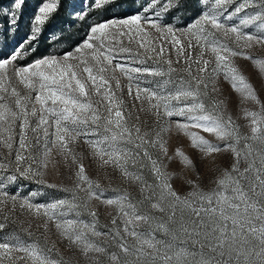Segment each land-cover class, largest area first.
I'll return each instance as SVG.
<instances>
[{"label":"snow or ice","instance_id":"obj_1","mask_svg":"<svg viewBox=\"0 0 264 264\" xmlns=\"http://www.w3.org/2000/svg\"><path fill=\"white\" fill-rule=\"evenodd\" d=\"M124 3L125 0H94L93 7H123ZM134 3L135 0H131V4ZM199 3L200 15L183 29L163 23V16L172 9H183L185 0H165L159 9L160 0H147L130 15L90 25L83 42L62 57L47 55L24 66L15 63L22 52L29 50L25 44L34 51L32 42L38 39L41 31L36 27L12 53L0 58V143L9 150V155L13 148L12 126L20 121L15 159L0 155V205L8 200L15 205L19 199L21 210L37 217L42 215L45 228L48 222H53L60 235L80 247L85 256L101 254L105 264H264V104L232 59L244 56L264 73V58L254 59L243 51L253 45H264V0H240L239 3L236 0H199ZM232 3L236 6L228 12ZM24 5L25 0H12L8 8L0 6V38L4 47L8 46L9 33L18 31ZM55 8V3H42L34 17L35 24L43 25ZM248 9L255 11L249 13ZM229 21L236 22L229 24ZM247 28L253 31L246 32ZM149 29L171 37L170 43L178 55L177 63L187 51L184 59L186 77L181 75L178 82H173L171 74L178 70L172 67L171 59H163V47L159 52L151 47L152 31ZM178 31L190 37L187 48L176 35ZM125 36L129 44L135 40L138 49H143L145 54L155 53V57L148 59L160 66L142 68L119 62L117 58L121 54H129L127 60L142 55L138 50L134 52L131 47L124 46L119 37ZM230 37L239 50L229 46L227 40ZM63 39L59 38V42ZM193 48L200 49L195 57ZM205 50L214 55V66L210 67L211 62L203 58ZM114 61L117 62L114 64ZM132 62L143 64L146 61ZM117 70L129 81V95L135 87V99L147 101L149 111L158 122L167 119L169 128L175 123L190 136L193 147L206 156L232 152L234 163L215 180V187L205 190L190 180L191 190L186 194L173 188V176L150 151L159 146L166 154L165 141L160 132L149 138L148 133L141 134L139 126L129 124L131 113L125 115L124 102L110 84V80H115L116 88L120 87L115 76ZM145 74L167 79L151 87L143 86L151 83L143 80ZM221 75L245 99L261 104L260 112H246L251 117V136L242 135L231 117H225L221 107L223 101L209 97V85L213 92L217 91L215 82ZM14 81L27 90L25 94L17 90ZM169 84H174L171 90ZM33 92L36 93L34 99ZM93 94L101 95L104 103L93 101ZM38 112L40 115L33 125L30 118L36 117ZM173 117L182 118L183 122L172 121ZM50 128L53 129L51 133ZM193 128L214 134L225 141L223 147L189 131ZM100 129L105 135L98 136ZM29 130L35 136L36 146L40 145L39 133H43L44 145L39 155L30 150L33 144L27 137ZM5 132L8 135L3 138ZM81 135L98 136L95 140H86L93 154L103 164L114 166L122 176L139 184L142 199L133 200L125 189L102 188L86 174L82 162L75 172V186L58 189L69 193V197L33 203L29 197L18 198L4 191L18 178L56 189L57 185L43 178L52 151L49 144L58 146L75 163L78 157L69 145ZM257 141L261 147L254 148L252 142ZM177 155L186 166L195 169L185 153L177 150ZM9 171L11 174L6 175ZM108 191L114 195L105 198ZM81 192L86 196H81ZM37 195L39 192L30 193L31 197ZM93 199L117 208L112 227L102 226L107 231L99 230L98 215L89 207ZM145 204L162 215L157 217L145 210ZM85 215L89 219H82ZM7 219L5 216L4 220ZM141 224L147 226L144 231L140 230ZM5 227L6 223L0 222V230ZM99 237L107 239L98 243L95 238ZM52 252V247L41 246L38 241L22 243L8 238L0 242V261L26 257L31 264H65L54 258ZM14 253L25 256L14 257ZM92 259L99 264L96 257Z\"/></svg>","mask_w":264,"mask_h":264},{"label":"rangeland","instance_id":"obj_2","mask_svg":"<svg viewBox=\"0 0 264 264\" xmlns=\"http://www.w3.org/2000/svg\"><path fill=\"white\" fill-rule=\"evenodd\" d=\"M55 3L56 8L49 14L48 19L43 25H37L34 22V17L38 14V7L44 3ZM94 0H25V5L22 9V15L18 22V31L16 33H9L8 46L4 47L2 38H0V58L7 57L12 53L13 49L19 45L24 39L32 34V31L36 27H40L41 31L38 34V39L32 44L34 45V51L31 50L29 44H25L24 47L29 49L28 51L22 52L21 58L15 63L18 66H24L31 63L36 58H41L47 55H55L62 57L66 52L74 51V48L83 42L89 33V26L95 25L96 23L104 22L113 17H123L125 15L132 14V11H136L139 7L147 0H135L134 4H131V0H125L123 7H113L111 5L102 8L93 7ZM240 0H236L239 3ZM12 3V0H0V6L8 8ZM165 3V0H160V4L157 5V9ZM236 3H232L228 6V12H231ZM186 6L177 11L172 9L165 13L163 16V23L170 24L176 29L186 28L193 20L200 15L201 5L199 0H185ZM131 6V10H130ZM249 13L255 11V9H248ZM83 13V16H81ZM227 14V13H226ZM240 15H243L241 13ZM238 20V17L236 18ZM236 21H229L228 23H234ZM2 23V22H0ZM152 31L151 47H155L159 52L160 47L164 48L163 59H171L173 61L172 67L178 71L171 74L173 82H178L179 76L183 75L186 77L184 71L185 64L184 59L187 56V51L184 57H179L180 63H177L178 55L177 51L170 43V36H163L160 33ZM246 32L253 31L252 28L245 29ZM176 35L180 38L185 48L190 37L182 35L179 31ZM63 37V42H59V38ZM124 41V46L131 47L134 52L139 51L141 56H133L132 60L125 59L129 54H121L117 60L121 63L130 64L132 67H158L152 59L148 57H155V53L149 51L144 53L143 49H138L136 41L134 40L131 44L128 43L127 37H119ZM193 43L195 41L193 40ZM227 43L229 46L236 50H239L237 45L233 43V38H228ZM192 55L195 57L200 49L193 48ZM243 51L255 58H264V45H253L251 48H245ZM204 59L211 62L210 67L215 64V57L209 51L205 50ZM144 59L146 62L143 64L133 63L132 61ZM235 65L240 69L242 74L247 80L253 85L256 90V94L264 104V73L260 72L250 59H245L244 56H237L232 58ZM117 61H114L115 64ZM166 67V65L164 66ZM107 75H111L108 73ZM115 76L119 79L120 87L116 88L115 80H110V84L115 91L117 97L121 98L126 108L125 115L131 113V118L128 121L130 125H137L141 130V134L148 133L149 138L155 137L157 132H160L162 139L165 141L166 154L164 151L159 149H150L153 152L154 158L162 164L165 171L173 176L171 181L173 188L180 194H186L191 190V185L188 181H194L198 183L205 190L215 187V180L223 174L225 169H231L234 163V156L231 151H222L219 153H213L206 156L204 152L193 147L190 136L186 135L185 132L175 126L172 123L169 128V121L167 119H161L159 122L152 112L148 109L147 101H137L135 99V87H133V94L130 96L128 93L127 78L121 74L118 70ZM167 78L160 77H149L146 74L143 77L144 81H150L151 83L143 84V86H154L156 83H164ZM14 86L21 94H25L27 91L22 85L13 82ZM174 84H169L168 88L171 90ZM217 91L213 92L212 85H209V97L217 101H223L221 105L225 117H231L234 126L238 127L239 132L244 136H251V117L246 115V112H260L261 104H257L252 100H247L244 96L233 89L231 83L225 80L221 75L215 82ZM103 92V89L101 90ZM33 99L36 93H31ZM93 101H102L101 95L93 94ZM12 104V101H9ZM207 103V100L205 101ZM14 107V105H13ZM31 107V105H29ZM39 106L37 105V108ZM143 107V110H141ZM103 110V109H101ZM40 113H37L36 117H31V123L35 125L37 118ZM139 117V119H137ZM180 120L182 118L173 117L172 121ZM6 126V125H5ZM13 148L11 155L9 150L0 143V155L7 157L10 160L15 159L16 151L19 148V132H20V121L13 124ZM53 129H49L51 133ZM191 132H197L204 136L213 144H219L223 147L225 141L217 139L214 134L203 132L201 129H189ZM8 133H4L3 138H6ZM40 145L36 146V139L34 134L29 130L27 137L31 140L33 147L30 149L33 154L39 155L43 150L44 139L42 131L39 133ZM105 135L103 129L99 130L98 136ZM98 136L88 135L77 138V140L69 145L73 152L77 155L78 159L74 163L71 156L67 153H62L59 147H51V156L49 157L48 167L44 173V179L51 184L57 185L56 189L43 187L36 184L33 181L18 178L17 182L8 184L4 189L9 195L15 194L18 198L29 197L33 203H47L52 200L69 197L70 194L59 191V188H73L76 184L75 172L78 169V164L83 163L86 174L94 181H98L102 188L112 189L119 188L125 189L130 194L133 200L142 199L140 186L134 183L132 180L125 178L121 175L120 171L114 166L103 164L102 160L96 157L89 144L86 140H95ZM52 137L49 136V140ZM254 148L261 147L260 142H252ZM177 150L182 151L188 156L195 165V169L186 166L181 158L177 155ZM82 157V160L80 159ZM14 167V165H13ZM245 167L242 163L241 168ZM11 174V171L6 175ZM39 192V195L31 197L30 193ZM81 196H86V193L81 192ZM114 193L108 191L105 193V198L113 196ZM90 209L94 210L99 218V230L107 231L106 228L102 227L107 225L109 228L112 227L111 221L114 216L117 215V208L115 206H108L103 204L100 200L93 199L89 204ZM145 210L151 211L153 215L159 217L162 214L158 211L150 209L145 204ZM7 216V221L4 217ZM82 219H89L86 215ZM0 222H5L6 227L0 230V242L5 239L13 238L19 240L22 243H30L32 241H38L41 246L52 247V255L54 258L61 259L65 264H95L92 257H96L99 260V264H105V257L101 254L89 253L85 256L80 247L71 244L66 238L62 237L58 230L55 228L53 222L47 223L45 228V218L41 215L35 216L32 212L27 210H21L19 207V199L15 205L8 200L3 205H0ZM117 224H120V220H117ZM147 226L141 224L140 230L144 231ZM159 238V237H158ZM96 241L102 242L106 237L95 238ZM24 253H14V257H24ZM0 264H31V261L26 257L24 259H3Z\"/></svg>","mask_w":264,"mask_h":264}]
</instances>
